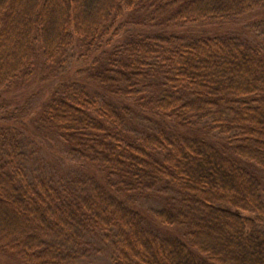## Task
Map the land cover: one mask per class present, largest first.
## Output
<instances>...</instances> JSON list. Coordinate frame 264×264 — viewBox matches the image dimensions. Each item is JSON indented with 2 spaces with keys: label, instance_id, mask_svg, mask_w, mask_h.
<instances>
[{
  "label": "trees",
  "instance_id": "obj_1",
  "mask_svg": "<svg viewBox=\"0 0 264 264\" xmlns=\"http://www.w3.org/2000/svg\"><path fill=\"white\" fill-rule=\"evenodd\" d=\"M259 5L0 0V89L39 58L54 61L74 45L112 59L91 72L98 93L66 90L43 108L42 120L70 153L102 176L90 194L70 199L48 180L21 177L12 134L0 129V250L17 264H79L68 245L90 228L115 230L113 264H264V229L244 215L264 216L254 168L264 169V51L232 37L186 38L169 29L239 17ZM141 13L154 30L122 34L123 23ZM148 74L162 77V92L149 91ZM134 111L159 131L135 133L128 127ZM207 119L212 131L194 132ZM153 192L167 201L148 213L139 203ZM147 220L182 225L187 234L159 235Z\"/></svg>",
  "mask_w": 264,
  "mask_h": 264
},
{
  "label": "rangeland",
  "instance_id": "obj_2",
  "mask_svg": "<svg viewBox=\"0 0 264 264\" xmlns=\"http://www.w3.org/2000/svg\"><path fill=\"white\" fill-rule=\"evenodd\" d=\"M140 15L141 17L139 14L130 16L128 21L123 23L122 34L125 32L127 34V31L136 34L154 30L150 23L146 24L143 20V14ZM124 19L125 17L122 21H125ZM169 29L186 38L232 37L253 44L264 51V0H260V5L256 9L239 17L193 21L180 28L173 24ZM125 37L126 35H123V38ZM121 42L120 39L117 43ZM81 52L82 49L74 45L69 47L63 55H58L54 61H46L41 57L32 71L0 89V129L12 134L15 151L24 164L25 173L21 177H25L28 182L48 180L70 194V199L78 195L90 194L93 190V179L99 182L102 176L94 174L88 165L70 153L63 139L44 123L42 115L45 103L55 94L58 95L66 90H80L88 86L91 87V92L98 93L96 86L92 85L94 80L91 78V72L112 59L108 58V52L96 58L91 52L86 50ZM148 76L151 85L149 91L162 92V77L157 74H148ZM99 94L100 98H103L104 95ZM132 114L128 120V127L135 133L145 135L159 131L156 122L152 123L144 119L140 111H134ZM212 123V119H207L203 124L208 127L197 126L194 132L209 133ZM188 132L194 134L191 130ZM254 168L262 182L261 194L264 200V169ZM160 194L153 192L143 197L139 205L148 210V213L152 208L163 207L166 198ZM244 215L257 219L258 226L264 229L263 215L252 212ZM145 223L147 228L159 235L183 236L187 234V228L182 225L163 226L148 220ZM83 232L85 235L77 231L75 238L70 239L68 245L69 249H75L79 253V264H113L115 230L87 228ZM17 262V257L9 256L0 250V264H17Z\"/></svg>",
  "mask_w": 264,
  "mask_h": 264
}]
</instances>
